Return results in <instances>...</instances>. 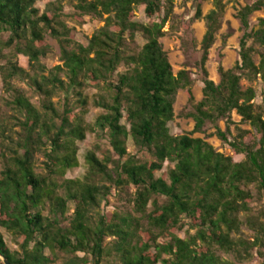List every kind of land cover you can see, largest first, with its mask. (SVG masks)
Instances as JSON below:
<instances>
[{"label":"trees","instance_id":"obj_1","mask_svg":"<svg viewBox=\"0 0 264 264\" xmlns=\"http://www.w3.org/2000/svg\"><path fill=\"white\" fill-rule=\"evenodd\" d=\"M37 1L0 0V60L6 59L4 50L13 49L16 56L28 58L35 70L44 73V36L49 35L59 42L63 61V66L48 71V76L30 78L44 98L42 113L11 87L13 78L26 77L25 70L9 60L3 72L5 89L15 93L12 105L24 118L21 128L25 135L16 142L10 139L0 155V257L9 264H54L60 253L73 256L69 264H90L87 257L93 264H102L111 256L121 264H240L245 257L251 259L256 250L264 264V223L247 217L254 240L234 238L244 224L241 215L250 212L251 187L264 197V105H255L252 88L241 87L243 80L259 78L264 101V19L259 20L257 29L249 25L250 16L264 11V0L238 12L245 30L240 62L230 70L219 67V84L209 79L205 66L226 5L224 0H214V9L202 17L201 7L207 0H193L195 19L206 23L197 63L204 85L199 103L192 93L191 74L182 70L174 75L160 43L167 34L163 29L173 0H75L71 17L79 25L90 18L104 21L105 26L88 46L75 44L73 49L75 30L60 21L61 9L51 5L55 14L49 9L40 14ZM166 5L168 12L161 22L144 25L134 20L140 6L152 19L160 16ZM139 35L146 43L134 53L128 43ZM182 48L196 49V43L189 37L182 39ZM258 48L263 52L255 64ZM122 66L128 70L118 74ZM87 88H104L109 93V100L100 96L95 101L103 114L91 131L108 140L115 158L99 159L91 151L86 156V176L66 179L67 172L78 166L77 143L85 140L88 131L84 120L87 101L81 93ZM179 91L188 99L181 117L194 122L191 135L172 136L169 132ZM57 92L77 97L81 113L66 107L60 114L51 102ZM234 113L251 130L236 127L233 135ZM221 122L226 123L225 131L219 127ZM208 126L244 160L235 162L205 140L193 138ZM129 139L139 153L145 152L153 160L142 162L128 153ZM41 153L47 159L44 175L35 172V157ZM165 162L174 165L167 180L156 177ZM128 186L135 189L131 203L133 213L140 217L114 214L96 222L93 214L112 190ZM184 220L195 235L181 239L176 232ZM3 231L17 239L19 251L9 249ZM219 253L233 256L236 262L224 260Z\"/></svg>","mask_w":264,"mask_h":264},{"label":"rangeland","instance_id":"obj_2","mask_svg":"<svg viewBox=\"0 0 264 264\" xmlns=\"http://www.w3.org/2000/svg\"><path fill=\"white\" fill-rule=\"evenodd\" d=\"M214 0H207L201 7L202 17L209 14L214 9ZM256 0H224L226 5L221 30L216 35V41L211 50L209 51V60L206 63V70L208 72L209 79L215 84H219L220 78L218 69L221 66L224 70H230L240 62L239 51L240 42L245 34V30L242 28L240 21L237 19L238 12L246 6H251ZM76 4L75 0H38L35 7L39 9L40 14L49 9L51 14H55L54 7L61 9V15L59 16L69 29L75 30L74 44L70 49L75 48V44L88 46L89 40L92 36L105 26L104 21L92 20L90 18L84 19V24L79 25L72 17L73 7ZM51 5H54L52 7ZM168 5L162 11L160 16H155L150 19L145 14V8L140 6L135 11V21L149 25L153 22H161L166 17L168 12ZM196 5L193 0H173L172 13L167 17L163 31L167 32L166 36L160 40L164 51L168 55L169 63L172 67L174 75L182 70L188 71L193 78L192 93L196 103H199L202 98L203 75L197 67V63L200 60V48L202 39L206 33V23L203 19H195ZM52 11V12H51ZM260 19H264V11L256 12L249 18L250 29H257ZM193 39L196 43V49H190L185 51L182 48V39ZM8 36L4 37L7 40ZM44 41L47 46V56L41 60V65L44 66L47 71L41 73L39 69H34V66L29 62L28 58L23 56H16L14 50H4L5 60H0V155L5 151V147L10 145V139L14 142L22 139L25 135L21 128L24 118L17 112L12 105L15 93L7 92L3 81V72L6 68L7 61L11 60L13 63L25 70L26 77L13 78L11 87L17 91H20L26 98L29 99L31 104L42 113V105L44 98L36 92L33 88L30 78H37L48 76L50 70L57 66H63L61 57V46L59 42L50 37L44 36ZM146 43L142 36H137L134 42L128 43V48L136 53L141 50ZM251 45V41L248 42ZM258 53L254 55L255 64L259 63V53H262V49L258 48ZM128 70L127 67H120L117 71L118 74L125 73ZM60 78L67 84L68 80L64 74L60 75ZM243 90L252 88L256 93L254 100L255 105L263 106V86L261 80L258 78L254 82H247L243 80L241 82ZM83 98L87 101L86 114L84 116L85 125L87 127V133L85 140L78 142L77 161L78 166L67 172L66 179H80L82 180L87 172L88 166L86 164V156L89 152L95 151L99 159L108 157L115 158L112 149L109 146L108 140L105 138L99 139L91 131L96 119L103 114V110L95 106V101L100 96H104L109 100V93L104 88L95 89L87 88L81 90ZM55 109L62 114L66 107L75 108L74 113H81V106L78 102V98L75 96L67 95L65 92H57L51 99ZM188 105V99L183 91H179L176 98L174 109V120L168 124L169 132L172 136L191 135L194 129V122L191 119L182 118L181 114L186 111ZM232 121L235 126L230 127V131L233 135L236 134V127L242 130H251L248 124H242L241 118L235 113L232 116ZM219 127L222 131L226 130V123L221 122ZM215 129L208 126L203 134H194L193 138H200L209 143L216 151L223 154L226 157H230L235 162H241L244 160L242 155H234L230 147L217 139L215 136ZM128 153L134 155L142 162L153 160L150 155L145 152L139 153L134 146L131 139L127 141L126 145ZM10 154L7 153V156ZM3 160L0 158V172L3 170ZM47 159L43 153L37 154L35 157V172L37 174H45V163ZM173 164L165 162L163 169L156 174V177H164L167 180L168 171L173 168ZM253 191V201L250 203V212L248 214H242L241 219L243 226L241 232L234 235L236 240H243L252 242L254 240V230L246 223L247 217L258 220L260 223H264V197L257 193L255 187H251ZM135 189L132 186L124 187L121 190L113 189L110 196L107 197L101 203L100 208L94 212L93 216L97 222L99 217L111 218L114 214L119 215H132L133 217H140L133 213V205L131 203ZM162 201H160L161 203ZM73 209V206H70ZM72 213V211H71ZM5 243L12 251H19L17 245V239L12 235L3 231ZM195 235V231L189 226V222L184 220L183 226L176 232V236L181 239H186ZM108 241H113L109 239ZM165 240H160L164 242ZM109 244V242H108ZM257 251H253V257L240 262V264H261V259L256 254ZM219 255L227 261L236 262L233 256ZM78 257H85L84 254H78ZM73 256L58 254L57 260L54 264H69L70 259ZM90 264H93L92 258L87 257ZM102 264H121L113 256L107 258Z\"/></svg>","mask_w":264,"mask_h":264},{"label":"water","instance_id":"obj_3","mask_svg":"<svg viewBox=\"0 0 264 264\" xmlns=\"http://www.w3.org/2000/svg\"><path fill=\"white\" fill-rule=\"evenodd\" d=\"M0 259L2 260L3 264H9V262L5 260L4 258L0 257Z\"/></svg>","mask_w":264,"mask_h":264}]
</instances>
